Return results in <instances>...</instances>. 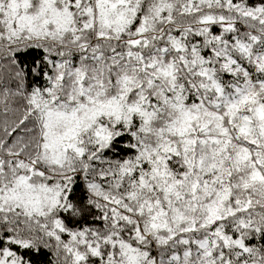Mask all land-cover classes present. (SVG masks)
Wrapping results in <instances>:
<instances>
[{"label": "snow or ice", "instance_id": "snow-or-ice-1", "mask_svg": "<svg viewBox=\"0 0 264 264\" xmlns=\"http://www.w3.org/2000/svg\"><path fill=\"white\" fill-rule=\"evenodd\" d=\"M0 264H264V0H0Z\"/></svg>", "mask_w": 264, "mask_h": 264}]
</instances>
